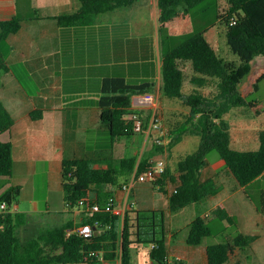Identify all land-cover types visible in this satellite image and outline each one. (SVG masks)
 I'll list each match as a JSON object with an SVG mask.
<instances>
[{
	"label": "trees",
	"instance_id": "trees-1",
	"mask_svg": "<svg viewBox=\"0 0 264 264\" xmlns=\"http://www.w3.org/2000/svg\"><path fill=\"white\" fill-rule=\"evenodd\" d=\"M209 1L159 0L160 57L152 36L122 33V23L95 25V15L132 7L137 0H80L81 7L74 13L48 17L58 20L63 28L82 29L80 38L63 47V93L66 102L71 97L75 106H97L101 110V122L113 146L119 139L135 135L130 119L133 97L154 89L159 63L163 93L186 100L190 108L187 120L192 132L200 137L199 147L178 162L175 174L167 168L164 176L154 183L162 191L168 179L175 184L170 197L171 212L220 192L214 179L201 178V172L209 165L211 152L218 154L242 186L264 175V131L260 133L259 149L239 151L231 146L229 124L225 120L232 108L247 105L240 85L250 75L255 58L264 56V0H226L227 6L218 11L227 43L240 63L226 60L216 52L205 35L208 26L196 29L195 25L205 15L193 19L194 30L188 34L178 37L166 34V26L179 16L180 6L192 15L194 9L204 7ZM24 2L32 5V0ZM217 5L220 6L219 0ZM33 12L35 14H28V18L41 19L36 9ZM205 12L206 8L202 14ZM25 14L19 13L11 20L0 22V43L21 29ZM176 39L183 40L174 44ZM185 62H190L193 69L190 84L194 88L190 93L185 90L186 73L182 68ZM263 80L264 73L256 80L255 90ZM208 87L216 91L206 95L204 89ZM37 113L42 111L32 113L35 120ZM13 126V116L0 99V177L9 180L13 178L14 167ZM181 136L182 132L171 146L176 145ZM156 146L162 151L161 146ZM100 162L97 158L63 161L66 208L82 211L80 226L95 225L98 221L100 225L94 235L90 238L78 235V226L69 221L51 228H39L37 223L23 236L22 229L31 227L35 216L8 211L0 214V264H103L101 255H91L92 251L102 253L106 261L119 258L121 264H133L132 249L141 244H151L150 257L157 264H165L169 256L168 241L163 223H158L159 213L164 218L163 211L137 210L133 205H129L124 217L114 211H92L96 203L102 207L112 204L115 210L117 205L110 193L105 194V187L119 185L121 177L144 173L151 164L148 157L142 156L139 161L136 156L112 162L106 160L107 169L96 168ZM19 192L20 187L11 186L0 195V203L12 204ZM93 193L96 198H92ZM106 195L109 197L103 199ZM211 218L226 220L229 225L215 231L210 225ZM258 238V235L242 233L236 216L219 205L192 222L188 244L206 243L208 264H231L237 249L247 250Z\"/></svg>",
	"mask_w": 264,
	"mask_h": 264
},
{
	"label": "crops",
	"instance_id": "crops-1",
	"mask_svg": "<svg viewBox=\"0 0 264 264\" xmlns=\"http://www.w3.org/2000/svg\"><path fill=\"white\" fill-rule=\"evenodd\" d=\"M18 1L0 0V22L11 20L19 13H26L21 29L5 40L8 48H3L0 43V99L14 119L13 178L0 187V195L6 193L11 186L20 187V201H14L17 212L57 219L62 224L73 221L76 225L78 220L82 221V211L66 208L63 161L73 158H97L101 162L95 167L107 169L108 165L104 161L112 162L134 156L128 154L130 146L138 148L143 143L145 147L149 142V136L153 137L155 133L150 135L148 132L135 133L129 143H122L124 139L122 138L114 146L111 144L110 147L102 149L97 134L108 130L101 122V110L97 106H75L71 97L66 102L63 93V47L70 45V41L80 38L82 29L63 28L58 20L48 18L74 13L81 7L80 0H32V5L41 2L40 5L37 4L39 9L35 8L41 19L28 18L29 13L22 12ZM47 7L52 8L49 13L45 12ZM159 16L160 10L156 16L158 39L152 36L158 57H160ZM191 17L188 13L179 14L167 26L173 25V29L180 31L178 33L188 34L194 30ZM138 22L140 21L133 22L134 29L139 28L141 23L138 25L136 24ZM119 23L124 24L122 33L145 36L133 34L131 24L125 22L115 24ZM170 34L175 36L174 33ZM205 35L220 56L226 55V52L221 50L219 32L215 31V27L209 28ZM183 65L191 68V79L193 76L191 63H183L182 68ZM262 73L264 56H259L252 62L250 75L240 85L241 95L247 99V105L234 107L225 115L233 149L252 151L260 147V133L264 131V122L259 123L257 120L264 117V101L258 99L250 101L249 98L258 92L254 86ZM156 87L162 90L161 84H156L154 88ZM193 88L194 86L190 84L187 93L193 92ZM215 91L212 87L204 89L206 95H212ZM153 94L158 99L160 107L159 96L157 93ZM137 96L134 95L133 103ZM35 111H42L41 114H36L37 120L32 118ZM145 128L149 131L150 123ZM142 154L136 156L138 161ZM187 155L180 157L177 164ZM135 175L134 173L121 177L117 186H106L105 194L112 195L117 205L115 213L121 217H124L129 205H133L137 210L168 212L171 226L167 239L169 256L181 257L188 264H208L206 243L199 246L188 244L190 226L196 218L208 215L216 206L223 205L236 216L242 233L259 236L247 250L237 249L233 255L235 258L233 260L231 258V264H249L250 261L253 264H264V181H262L264 175L247 186H242L226 168L223 160L218 156L211 158L209 165L201 172V178L214 179L220 192L177 212H171L169 209L170 197L175 188L171 179L166 183L165 191H162L152 183L135 181ZM40 192L45 193L44 204L39 199ZM96 196V193H93L92 198ZM108 197L103 196V199ZM22 205L26 206V210L21 211ZM210 225L215 231H221L229 224L226 220L211 218ZM103 264H121V261L117 259Z\"/></svg>",
	"mask_w": 264,
	"mask_h": 264
},
{
	"label": "rangeland",
	"instance_id": "rangeland-1",
	"mask_svg": "<svg viewBox=\"0 0 264 264\" xmlns=\"http://www.w3.org/2000/svg\"><path fill=\"white\" fill-rule=\"evenodd\" d=\"M20 6L22 8V12H27L30 15L35 14L33 12V9H39V5L41 2H38L37 5L34 3L33 5L29 6L26 5L24 0H21ZM220 6L217 5V0H210L208 3L205 4L204 7H198L193 10L192 12V21L193 19L197 20V17L205 15L203 19H200L199 24L195 25L199 28H205V27H215V31L218 30L220 33L219 35V42L221 46V50L223 52H226V55L223 54L222 57L229 61H235L237 63H240V59L236 54L232 52L230 49L227 38L225 34V27L223 22L218 20V11L223 9L227 6L226 0H219ZM42 6V5H41ZM204 8H206V12L202 14ZM180 14H186L184 7L180 6L179 8ZM52 8L45 10V12L49 13ZM160 8H159V0H137L134 6L132 7H125L122 9H119L114 12H109L105 14H99L94 16V22L96 25L98 24H106V23H117V22H125L126 24L132 25V31L135 35H145V36H154L155 39H158V21L156 20V16L158 15ZM25 14V13H23ZM198 15V16H197ZM199 16V17H200ZM140 21L136 24H140L139 28L134 29V21ZM166 34L174 33L176 37L183 35V33L180 32L178 29H173V25L166 26ZM177 33V34H176ZM183 39H176L174 44H179L182 42ZM1 45L3 48H8V44L6 41L1 42ZM185 68L186 73V80H185V90L188 91L190 87L189 79L191 77V68L187 67L186 65H183ZM26 83V82H25ZM29 84V83H26ZM156 84H161L162 86V76L159 74V76L156 79ZM213 90L215 88L212 87ZM258 92L255 93V95H252L249 100L252 101L254 99L263 100L264 101V80L259 84ZM152 93H157L159 96L160 101V108L159 112L162 115L163 120V126L166 130V135L163 136L164 143L162 145H158L156 143V139L159 136L158 133H155V136H149V142L146 144L145 147H143V143L140 144V147H133L130 146V149L128 150L129 155L139 156L141 153L144 157H148L150 162H155L158 160H164L167 164V167L172 170L173 173L176 172L177 169V161L180 159V157L191 154L195 152V150L198 149L199 143H200V137L192 132V126L187 120V115L190 113V108L186 104L185 99H176L166 96L162 90H158V88H154ZM208 93L209 91L206 90ZM138 113H140L143 116V121L145 124V127L149 125L151 117H152V110H150L147 107H139L137 108ZM259 123L264 122V117H261L258 119ZM148 124V125H147ZM182 132L181 140L176 143V145L171 146L172 141H174L175 137L178 136V134ZM134 137L132 138H124L123 142H131ZM122 139V138H121ZM97 140L99 145L104 149L103 147H110L111 145V139L110 134L108 131L101 132L97 134ZM161 146L163 149L162 151L157 150V146ZM121 147V145H120ZM118 146V148H120ZM218 156L216 152H211L209 155V158L214 159ZM175 171V172H174ZM43 180V179H42ZM264 181V180H262ZM9 179L0 177V187L5 185V183H9ZM167 182H170L169 179ZM40 201L43 203V200L45 198V193L40 192L38 194ZM18 202L20 201L19 196L17 197ZM26 206L22 205L21 211L26 210ZM164 218L162 219L161 213L158 214V223L164 225L165 229V237L166 239L169 238L170 235V217L169 213L166 211H163ZM33 223L31 224V227H24L22 229L21 234L25 236L26 232H29L31 228H34V224L38 223L39 228H51L54 226H60L62 225V222L60 220H53L48 217H42L37 216L33 217ZM81 220H78L76 222L77 226H80ZM162 230V228H159ZM219 242H222L220 239H218ZM217 241V242H218ZM151 244H141L138 246L133 247V264H157L153 259L150 257V251L152 250ZM235 257L232 255V260ZM119 259V258H118Z\"/></svg>",
	"mask_w": 264,
	"mask_h": 264
},
{
	"label": "built area",
	"instance_id": "built-area-1",
	"mask_svg": "<svg viewBox=\"0 0 264 264\" xmlns=\"http://www.w3.org/2000/svg\"><path fill=\"white\" fill-rule=\"evenodd\" d=\"M139 107H147L150 110H152V117L150 120V128L149 131L145 128V124L143 121V116L138 113L137 108ZM159 102L156 96L153 93H144L138 95L134 99V103L132 106V114L130 116V119L133 120V127L135 133H146L148 132V135L151 133H158V137L156 139V143L158 145H162L164 143L163 136L166 135V130L163 126V120H162V115L159 112ZM167 171V164L164 160H158L155 162H151L150 166L146 169L144 173H142L139 176L135 175V181L144 183V182H149L154 184L158 179L162 178L164 174ZM133 186V185H131ZM83 202H81L82 204ZM102 210H105L106 212H112L115 210L113 209L112 204H108L104 207H102L99 204H94L92 207L93 212H100ZM8 211L11 212H17V207L14 204H9L7 201H2L0 203V214H5ZM100 225L98 221H96L95 225H84V226H78L76 228V232L78 235L85 237V238H90L94 235L96 227ZM71 234V232H69ZM91 255H101V258L103 260V263L106 262L104 260L102 253L92 251L90 252ZM165 264H188L185 260H183L181 257H171L168 256Z\"/></svg>",
	"mask_w": 264,
	"mask_h": 264
}]
</instances>
